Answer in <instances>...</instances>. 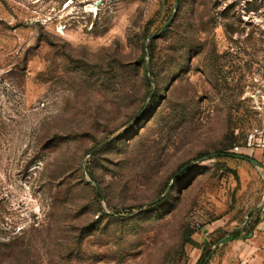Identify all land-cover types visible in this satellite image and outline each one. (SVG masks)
<instances>
[{
  "label": "rangeland",
  "instance_id": "1",
  "mask_svg": "<svg viewBox=\"0 0 264 264\" xmlns=\"http://www.w3.org/2000/svg\"><path fill=\"white\" fill-rule=\"evenodd\" d=\"M174 2L0 0V264H195L246 217L264 0Z\"/></svg>",
  "mask_w": 264,
  "mask_h": 264
},
{
  "label": "crops",
  "instance_id": "2",
  "mask_svg": "<svg viewBox=\"0 0 264 264\" xmlns=\"http://www.w3.org/2000/svg\"><path fill=\"white\" fill-rule=\"evenodd\" d=\"M254 130L250 133V144H246L244 151L242 148V152L240 151L246 155L241 158L254 161H249L254 167L253 177L256 179L254 198L246 217L237 227L218 238L214 243V250L204 264H264V127ZM217 227V224L204 227L203 235L199 238L202 241L211 240L210 236L215 237L213 232ZM233 231H237V235L228 237Z\"/></svg>",
  "mask_w": 264,
  "mask_h": 264
},
{
  "label": "water",
  "instance_id": "3",
  "mask_svg": "<svg viewBox=\"0 0 264 264\" xmlns=\"http://www.w3.org/2000/svg\"><path fill=\"white\" fill-rule=\"evenodd\" d=\"M176 2H177V0H175V2H174V7H176ZM167 24H168V21L164 23V25L162 26V29H164V28L167 26ZM153 37H154V35L149 36L148 39L150 40V39H152ZM146 70H147V72L149 73V71H150L149 65H147ZM150 80H151V82H152V78H150ZM150 96H151V94H150ZM136 117H137V116H136ZM92 151H93V150H92ZM92 151H90V153H91ZM213 156H215V154H210V155H208V158L213 157ZM238 157H241V156H238ZM248 161L254 163V161L251 160V159H248ZM192 165H194L193 162H189V163L185 164L183 167H181L177 172H175V173L173 174L172 179H173L175 176L179 175V174H180L181 172H183L184 170H186V169H188L189 167H191ZM88 182H89V183H92L91 180H88ZM171 183H172V181L169 182V184L167 185V189H166V191L164 192V194H162L160 197H158V198H156L155 200H153V201L150 203V205H152V204L156 203L157 201H159L162 197H164V196L169 192V190H170V188H171ZM111 214H112V213H111ZM207 259H208V258L205 259V262L207 261Z\"/></svg>",
  "mask_w": 264,
  "mask_h": 264
},
{
  "label": "trees",
  "instance_id": "4",
  "mask_svg": "<svg viewBox=\"0 0 264 264\" xmlns=\"http://www.w3.org/2000/svg\"><path fill=\"white\" fill-rule=\"evenodd\" d=\"M146 68H147V66H146ZM183 167V166H182ZM187 170V169H186ZM185 171V170H184ZM183 171V172H184ZM183 172H181V174L183 173ZM180 175V174H179ZM174 178H176V177H174ZM171 189V188H170ZM170 191V190H169ZM168 194V193H167ZM166 194V195H167ZM165 195V196H166ZM158 202V201H157ZM155 204V203H154ZM153 205V204H152ZM225 234H227V232L225 233H223L220 237H222L223 235H225ZM237 235V231H233V232H230L229 234H228V237H235ZM219 237V238H220ZM218 239H216V240H214L213 241V244L217 241ZM189 242H191V243H195L196 244V242H193L192 240H188ZM207 245L209 246L210 245V242H207ZM208 256V252H206V253H204V256L203 257H200V258H198V260L196 261V263L195 264H204V262H205V257H207ZM209 257V256H208Z\"/></svg>",
  "mask_w": 264,
  "mask_h": 264
},
{
  "label": "built area",
  "instance_id": "5",
  "mask_svg": "<svg viewBox=\"0 0 264 264\" xmlns=\"http://www.w3.org/2000/svg\"><path fill=\"white\" fill-rule=\"evenodd\" d=\"M254 132H256V130H254ZM251 140H252V134H249V137H248V139H247V145L250 144ZM233 150H234V151H238V150H239V146H235V147L233 148Z\"/></svg>",
  "mask_w": 264,
  "mask_h": 264
}]
</instances>
